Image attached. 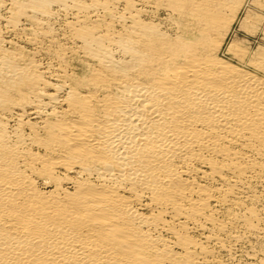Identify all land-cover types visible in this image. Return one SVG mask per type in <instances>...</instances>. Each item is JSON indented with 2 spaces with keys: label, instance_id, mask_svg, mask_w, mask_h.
<instances>
[{
  "label": "bare ground",
  "instance_id": "1",
  "mask_svg": "<svg viewBox=\"0 0 264 264\" xmlns=\"http://www.w3.org/2000/svg\"><path fill=\"white\" fill-rule=\"evenodd\" d=\"M263 26L264 0H0V264H264Z\"/></svg>",
  "mask_w": 264,
  "mask_h": 264
},
{
  "label": "rangeland",
  "instance_id": "2",
  "mask_svg": "<svg viewBox=\"0 0 264 264\" xmlns=\"http://www.w3.org/2000/svg\"><path fill=\"white\" fill-rule=\"evenodd\" d=\"M249 10L254 11L253 9L249 8V4L247 5L245 4V6L243 7L241 11L238 21H236V23L233 25V30L231 31L229 38H236V37L237 38H255V40L256 38H262V34H261L262 32L253 34L245 29H242V27H240V20L243 19L244 16H246L249 13Z\"/></svg>",
  "mask_w": 264,
  "mask_h": 264
}]
</instances>
